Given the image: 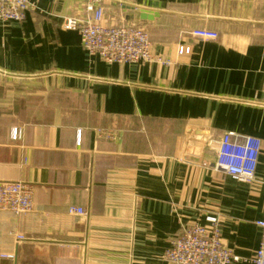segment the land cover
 I'll return each instance as SVG.
<instances>
[{
  "label": "crops",
  "instance_id": "crops-1",
  "mask_svg": "<svg viewBox=\"0 0 264 264\" xmlns=\"http://www.w3.org/2000/svg\"><path fill=\"white\" fill-rule=\"evenodd\" d=\"M31 1L25 20L0 22V182L27 183L34 202L0 210V264H169L174 238L210 218L242 257L233 264H255L264 0H105L111 23H135L128 5L154 15L138 25L161 58L112 64L63 27L84 0ZM227 132L262 141L251 183L215 167Z\"/></svg>",
  "mask_w": 264,
  "mask_h": 264
},
{
  "label": "built area",
  "instance_id": "built-area-1",
  "mask_svg": "<svg viewBox=\"0 0 264 264\" xmlns=\"http://www.w3.org/2000/svg\"><path fill=\"white\" fill-rule=\"evenodd\" d=\"M35 9L36 5L31 0H0V22H21ZM83 10L81 17L65 18L63 27L78 30L82 46L89 55L99 56L111 64L161 60L153 54L152 41L146 28L136 23L107 21L105 0H84ZM193 34L204 39L218 37V32L208 29H197ZM188 51L189 48L184 46L179 49L180 53ZM103 134L107 137L115 135L109 132ZM20 135V130L15 128L13 137L17 139ZM261 148L260 138L227 132L218 142L215 167L238 181L251 183L255 179ZM33 207L30 185L20 181L0 182V210L24 214ZM69 212L83 215L85 210L71 206ZM210 222L211 227L195 224L183 229L174 238L165 254L169 264H233L242 260L239 254L222 242L220 221L210 218ZM257 224L263 228V239L253 261L264 264V220H258ZM2 256L15 258L13 253Z\"/></svg>",
  "mask_w": 264,
  "mask_h": 264
},
{
  "label": "water",
  "instance_id": "water-1",
  "mask_svg": "<svg viewBox=\"0 0 264 264\" xmlns=\"http://www.w3.org/2000/svg\"><path fill=\"white\" fill-rule=\"evenodd\" d=\"M127 9L128 10H134L133 19H134V22L136 24L139 23L140 19H146V18L153 19L154 18V15L153 14H149L148 12L138 10L133 5H128L127 6Z\"/></svg>",
  "mask_w": 264,
  "mask_h": 264
}]
</instances>
